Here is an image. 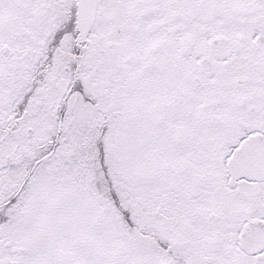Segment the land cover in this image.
Masks as SVG:
<instances>
[{"label":"snow or ice","instance_id":"snow-or-ice-1","mask_svg":"<svg viewBox=\"0 0 264 264\" xmlns=\"http://www.w3.org/2000/svg\"><path fill=\"white\" fill-rule=\"evenodd\" d=\"M0 264H264V0H0Z\"/></svg>","mask_w":264,"mask_h":264}]
</instances>
